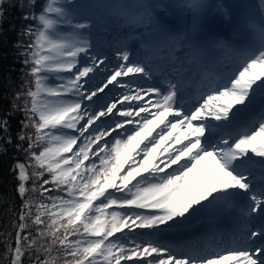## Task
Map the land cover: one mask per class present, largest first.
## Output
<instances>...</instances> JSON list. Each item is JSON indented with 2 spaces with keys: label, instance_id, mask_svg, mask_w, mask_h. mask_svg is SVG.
Returning a JSON list of instances; mask_svg holds the SVG:
<instances>
[{
  "label": "snow or ice",
  "instance_id": "6c2138e0",
  "mask_svg": "<svg viewBox=\"0 0 264 264\" xmlns=\"http://www.w3.org/2000/svg\"><path fill=\"white\" fill-rule=\"evenodd\" d=\"M6 6L16 5L0 0V30ZM19 7L34 23L18 45L28 68L16 97L19 140L28 147L13 169L22 206L14 244L5 236L8 264H264V0L258 19L239 12L252 37L240 47L208 27L214 14L237 17L216 0ZM124 26L139 50L120 37ZM102 32L116 33L110 45ZM221 51L233 63L206 75ZM215 217L234 223L161 242Z\"/></svg>",
  "mask_w": 264,
  "mask_h": 264
},
{
  "label": "trees",
  "instance_id": "16d2710c",
  "mask_svg": "<svg viewBox=\"0 0 264 264\" xmlns=\"http://www.w3.org/2000/svg\"><path fill=\"white\" fill-rule=\"evenodd\" d=\"M12 2L16 6H6L5 19L0 30V119L8 121V130H0V264H8L4 248L5 236L10 234L8 238L14 244L15 226L19 223L18 216L22 206L21 197L16 191L19 183L17 172L13 169L18 162L27 161L23 149H26L28 144L19 140V136L25 131L21 123L24 113L16 109V105L22 104V100L16 97L17 93L26 87L28 68L23 62V49L18 45L27 43L28 40L27 37L21 36V29L34 23L22 19L20 0ZM44 2L45 0H40V3ZM30 132L31 130L29 134ZM24 264L30 262L25 260Z\"/></svg>",
  "mask_w": 264,
  "mask_h": 264
},
{
  "label": "bare ground",
  "instance_id": "6f19581e",
  "mask_svg": "<svg viewBox=\"0 0 264 264\" xmlns=\"http://www.w3.org/2000/svg\"><path fill=\"white\" fill-rule=\"evenodd\" d=\"M219 17H221V16L214 15L213 18L211 19V21L209 20L208 23L209 24L212 23L215 26L214 28L221 27L216 22V19H219ZM223 23H225V26L222 27V29L228 28V31H227L228 35H230L233 40L237 41V37H235L237 35V32L234 28V24H235L234 21L231 20V18H230L229 21L225 20ZM117 31L119 32V35H120L122 30L119 29ZM115 34H116L115 32H112L111 34L102 32L100 34L102 42L105 43L106 45H110ZM120 37H121V35H120ZM106 50L108 51V54L110 55V57H112V64L110 65V67H112L118 62L115 58L116 48L109 46ZM223 218H225V217H223ZM218 221L219 220L217 219V217L202 219L199 222L195 223L192 227L176 230V231H173L170 233H166L164 238L161 240V242L162 243L169 242V244L178 245V244L184 242L186 236H189L190 239L200 238L201 236L198 235V232H199L198 230H202V232L205 231V229L216 230L217 228H219V224H218L216 229H212V227L214 228L216 226L215 223H220ZM204 224H208V226L206 228H204V226H203ZM203 235H204V233H203Z\"/></svg>",
  "mask_w": 264,
  "mask_h": 264
},
{
  "label": "rangeland",
  "instance_id": "374dc122",
  "mask_svg": "<svg viewBox=\"0 0 264 264\" xmlns=\"http://www.w3.org/2000/svg\"><path fill=\"white\" fill-rule=\"evenodd\" d=\"M127 2H132V0H127ZM217 3H220V4H224V3H227L228 5H231L233 8H236L237 9V17L236 19H232L234 21V28L236 31H238L239 29V32L242 33L243 32V29L240 28V25L238 23V14L241 10H244V9H251L252 13H253V16L256 17L257 19L259 18V15L260 13L257 11V8L259 6V0H232V2L229 0L226 2V0H223V1H220L218 2L216 0ZM212 17V16H211ZM210 17V18H211ZM225 20H230V18L228 17H219V19H216V22L217 24H219V26L221 27H224L225 26V23H223ZM121 37L124 39V38H128V36H133L131 35L132 31L129 30L127 28V26H124L122 29H121ZM242 36V34L240 35ZM132 38H136L137 41H134V44L133 42L131 41V44L128 45V49L131 48L132 46V49H137V43H139V39H138V36L137 37H132ZM147 239V238H146ZM167 244H169V242H166Z\"/></svg>",
  "mask_w": 264,
  "mask_h": 264
}]
</instances>
